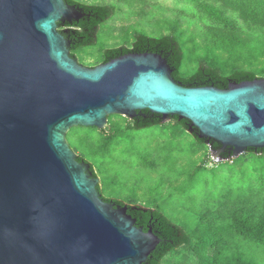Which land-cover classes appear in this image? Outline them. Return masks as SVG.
<instances>
[{
    "label": "water",
    "instance_id": "95a60500",
    "mask_svg": "<svg viewBox=\"0 0 264 264\" xmlns=\"http://www.w3.org/2000/svg\"><path fill=\"white\" fill-rule=\"evenodd\" d=\"M84 16L67 0H0V264H143L161 241L102 197L71 127L147 110L188 121L214 160L264 149V77L185 87L149 51L85 66L58 29Z\"/></svg>",
    "mask_w": 264,
    "mask_h": 264
},
{
    "label": "rangeland",
    "instance_id": "374dc122",
    "mask_svg": "<svg viewBox=\"0 0 264 264\" xmlns=\"http://www.w3.org/2000/svg\"><path fill=\"white\" fill-rule=\"evenodd\" d=\"M76 1L111 5L114 10L97 27L94 43L74 52L85 66L99 64L103 49L131 47L138 34L174 35L183 50L180 71L184 75L195 72L200 60L227 72L235 66L216 51L207 31V26H222L221 19L205 15L210 4L220 5L218 1ZM204 5L208 11H203ZM223 16L235 14L226 9ZM236 21L244 35L264 40V28H246L241 20ZM131 124L129 118L112 114L106 130L74 126L66 139L77 155L92 164L104 197L156 208L194 237L195 249L171 250L159 264H211L216 248L221 264H264V243L237 234L230 217L239 207L242 219L264 217V155L245 150L237 157L216 161L206 144L197 143L172 118L138 129ZM113 134L112 144L104 145L103 139Z\"/></svg>",
    "mask_w": 264,
    "mask_h": 264
},
{
    "label": "trees",
    "instance_id": "16d2710c",
    "mask_svg": "<svg viewBox=\"0 0 264 264\" xmlns=\"http://www.w3.org/2000/svg\"><path fill=\"white\" fill-rule=\"evenodd\" d=\"M70 3H76L83 8L85 16L78 21L72 23L58 22V29L64 33L65 38L70 43V54L75 56V51L81 47L89 46L95 41L97 27L101 22L109 18L113 13V7L105 4H87L76 0H67ZM220 5H212L209 10V16H216L221 19L222 26H207L210 42L214 45L216 51L226 55L227 61H231L235 66L229 71L212 65L204 60H200L199 67L195 72L184 75L181 73V64L183 59V50L178 39L171 34H163L159 37H152L145 34L136 36L131 47L120 46L104 50L103 58L100 63L106 62L112 58L118 57L129 52H157L161 53L166 59L168 65L172 69V77L176 82L185 87L214 86L218 88H227L229 82H241L244 80H252L256 77H264V40H258L248 34H243L240 26L237 25V19L241 20L246 28L260 27L264 28V0H215ZM203 11H208L204 5ZM230 10L235 17H224L223 11ZM211 36V37H210ZM259 64H263L262 68H258ZM225 72V73H224ZM145 114L149 115V119L141 126L131 124V128H142L161 123L160 116L147 110ZM186 130L189 124L186 120H178L176 117H170ZM128 126V125H127ZM84 127V126H79ZM111 127V125L109 126ZM108 127V128H109ZM95 129L96 127H88ZM97 129V128H96ZM106 130V128L104 129ZM100 131H102L100 129ZM192 135V134H191ZM199 144H206L204 139H198L192 135ZM113 135H108L103 139L106 146L112 144ZM211 148L218 149L220 146L213 140ZM250 149V148H249ZM253 150V149H251ZM259 156L264 155V149L254 151ZM223 159L230 157L227 152L220 154ZM79 161H87L82 154L77 155ZM91 169L93 166L91 164ZM94 172V171H93ZM94 176H96L94 172ZM98 190L101 193L100 186ZM102 195V194H101ZM102 197L108 201L107 197ZM116 203L124 204L120 200H113ZM127 212L136 219V225L142 226L144 230L151 227L152 231L161 239L155 249L148 256L143 264H159L161 259L171 250L179 247L193 248L192 235L187 233L184 228L172 222V220L162 211L156 208H147L138 204H127ZM242 207L234 210L230 217L232 219V229L240 235L248 236L253 240L264 243V217L254 220L251 215H247L245 219L240 216ZM219 248L212 250L213 262L211 264H221L217 258ZM199 254V251L197 252ZM200 255V254H199Z\"/></svg>",
    "mask_w": 264,
    "mask_h": 264
},
{
    "label": "flooded vegetation",
    "instance_id": "af4514ba",
    "mask_svg": "<svg viewBox=\"0 0 264 264\" xmlns=\"http://www.w3.org/2000/svg\"><path fill=\"white\" fill-rule=\"evenodd\" d=\"M74 57H76V56H74ZM148 119H149V115L145 114L144 111H142V112H138L137 115L134 118L130 119V120H131L132 124H136V125L141 126ZM192 135H194V133H192Z\"/></svg>",
    "mask_w": 264,
    "mask_h": 264
},
{
    "label": "built area",
    "instance_id": "2783aa9c",
    "mask_svg": "<svg viewBox=\"0 0 264 264\" xmlns=\"http://www.w3.org/2000/svg\"><path fill=\"white\" fill-rule=\"evenodd\" d=\"M214 160V159H213ZM216 161H218V159H216Z\"/></svg>",
    "mask_w": 264,
    "mask_h": 264
}]
</instances>
